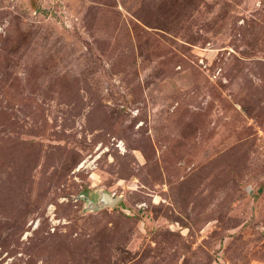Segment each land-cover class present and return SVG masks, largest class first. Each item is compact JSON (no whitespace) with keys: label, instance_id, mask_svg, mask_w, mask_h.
<instances>
[{"label":"rangeland","instance_id":"1","mask_svg":"<svg viewBox=\"0 0 264 264\" xmlns=\"http://www.w3.org/2000/svg\"><path fill=\"white\" fill-rule=\"evenodd\" d=\"M0 264H264V0H0Z\"/></svg>","mask_w":264,"mask_h":264},{"label":"water","instance_id":"2","mask_svg":"<svg viewBox=\"0 0 264 264\" xmlns=\"http://www.w3.org/2000/svg\"><path fill=\"white\" fill-rule=\"evenodd\" d=\"M81 197L87 199L88 209H99L104 206H115L121 200L120 195H115L111 191L100 189L97 195L90 196L87 193H81Z\"/></svg>","mask_w":264,"mask_h":264}]
</instances>
